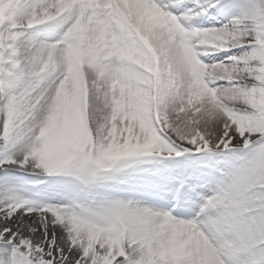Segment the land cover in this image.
<instances>
[{"label":"snow or ice","instance_id":"snow-or-ice-1","mask_svg":"<svg viewBox=\"0 0 264 264\" xmlns=\"http://www.w3.org/2000/svg\"><path fill=\"white\" fill-rule=\"evenodd\" d=\"M0 264H264V0H0Z\"/></svg>","mask_w":264,"mask_h":264}]
</instances>
